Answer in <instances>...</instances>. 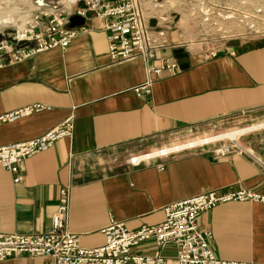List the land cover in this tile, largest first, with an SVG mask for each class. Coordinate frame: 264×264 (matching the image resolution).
<instances>
[{
  "label": "crops",
  "instance_id": "obj_1",
  "mask_svg": "<svg viewBox=\"0 0 264 264\" xmlns=\"http://www.w3.org/2000/svg\"><path fill=\"white\" fill-rule=\"evenodd\" d=\"M162 9L168 16L178 12L172 2ZM163 10L148 22L149 39L155 57L176 60L179 71L153 78L148 97L133 92L146 81L145 63H110L97 18L86 20L68 49L0 69V116L48 108L0 125V146L37 139L69 117L74 124L72 137L20 164L19 183L0 168V234L48 232L61 189L69 190L68 231L87 250L105 245L102 230L112 220L137 230L161 224L165 206L214 191L264 197V42H232L235 56L205 60L188 29L163 28ZM249 128L256 129L236 137L240 152L223 158L216 157L221 144H212L129 164L134 157ZM198 223L211 232L217 259L264 264V205L228 202ZM156 251L153 241L135 249L144 256ZM163 256L174 264V247L168 245ZM47 261L21 256L0 264Z\"/></svg>",
  "mask_w": 264,
  "mask_h": 264
},
{
  "label": "built area",
  "instance_id": "obj_2",
  "mask_svg": "<svg viewBox=\"0 0 264 264\" xmlns=\"http://www.w3.org/2000/svg\"><path fill=\"white\" fill-rule=\"evenodd\" d=\"M168 2H172L178 9L174 15L168 16L162 9V5ZM245 2L248 0H240L237 4L244 5ZM73 3V7L64 10L57 6L48 9L36 3L24 20L20 34L16 32L10 35L13 31H2L0 69L46 51L68 49L79 31L83 30V26L69 28L72 17H79L84 23L92 18L102 21V29L107 34V56L110 63L142 59L146 65L147 78L133 89L137 96L148 97L151 94L153 78L173 76L179 71L176 60L155 57V49L149 39L148 22L155 20L160 10H163L161 16L165 19L163 28L171 30L180 25L188 29L192 34L191 43L201 47L205 60L216 59L224 54L235 56L229 51V44L232 42L264 41V22L258 11L234 21L233 16L228 13L226 0H73ZM227 33L232 35L229 34L230 37L226 38L224 35ZM187 44L180 46L186 47ZM44 110L48 108L35 105L1 115L0 125ZM73 131V118L69 117L37 139L0 146V168L15 177V184L19 183V167L23 161L50 149L62 138L72 137ZM208 139H201V144L196 143V140L153 154L134 157L129 160V164L138 167L154 158H165L228 140ZM228 142L216 151V157L223 158L240 152L241 148L236 142ZM233 201L264 205V197L252 192L223 195L214 191L165 206L164 221L157 226L130 230L123 222L112 220L102 230L105 245L87 250L81 248L77 236L68 231L69 190L61 189L48 232L31 236L0 234V262L27 256L47 258L45 264H168L163 251L168 245H172L175 250L174 264H257L217 259L209 246L211 232L199 227L198 221L203 214ZM147 241H153L157 251L150 256L136 254L135 249Z\"/></svg>",
  "mask_w": 264,
  "mask_h": 264
},
{
  "label": "rangeland",
  "instance_id": "obj_3",
  "mask_svg": "<svg viewBox=\"0 0 264 264\" xmlns=\"http://www.w3.org/2000/svg\"><path fill=\"white\" fill-rule=\"evenodd\" d=\"M226 1L228 3V13L229 15L233 16V18L235 19L234 21H237V19H241L242 17L247 16V14L255 13L258 11L259 15L262 17V20L264 22V5H262L264 4V0H248V2H245L244 5L237 4V2L240 0ZM36 3L44 5L45 8L48 9L57 6L62 10L69 9L73 7L74 4L73 0H0V33L2 31L11 30L13 32H10V35L16 34V32L23 27L22 25L24 24V20L28 17V15H30V11ZM229 34L230 33H227V35L224 36H226V38H229ZM260 42L264 41L261 39ZM243 135L245 136V134ZM243 135H240L238 138L242 137ZM228 143V140H224L214 144H221V147L222 145Z\"/></svg>",
  "mask_w": 264,
  "mask_h": 264
},
{
  "label": "bare ground",
  "instance_id": "obj_4",
  "mask_svg": "<svg viewBox=\"0 0 264 264\" xmlns=\"http://www.w3.org/2000/svg\"><path fill=\"white\" fill-rule=\"evenodd\" d=\"M17 32H18V34H20L21 30H18ZM254 129H256V128H249V129H244V130H240V131L231 132V133L224 134V135H218V136H215V137H210L208 140L215 141V140H218V139H228L230 141H233V142L237 143L236 137L238 135L249 133V132H251ZM202 141L203 140H201V141L199 140V141H196V143L201 144V143H203Z\"/></svg>",
  "mask_w": 264,
  "mask_h": 264
},
{
  "label": "water",
  "instance_id": "obj_5",
  "mask_svg": "<svg viewBox=\"0 0 264 264\" xmlns=\"http://www.w3.org/2000/svg\"><path fill=\"white\" fill-rule=\"evenodd\" d=\"M83 24H84V21L79 17H72L69 20V28L71 29L83 26Z\"/></svg>",
  "mask_w": 264,
  "mask_h": 264
}]
</instances>
